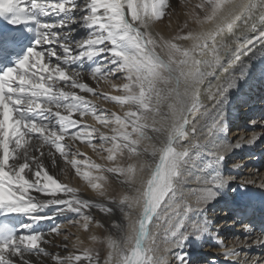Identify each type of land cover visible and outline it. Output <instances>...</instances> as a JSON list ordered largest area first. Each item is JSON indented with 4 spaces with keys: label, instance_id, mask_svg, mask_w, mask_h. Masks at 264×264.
I'll return each mask as SVG.
<instances>
[{
    "label": "snow or ice",
    "instance_id": "snow-or-ice-1",
    "mask_svg": "<svg viewBox=\"0 0 264 264\" xmlns=\"http://www.w3.org/2000/svg\"><path fill=\"white\" fill-rule=\"evenodd\" d=\"M172 7L171 0H86L79 9L85 13L80 19L91 32L85 41L72 46L64 42L61 32L54 31L65 29V21L43 23L36 13L70 14L77 11L76 0H0V16L10 15L12 24L36 23L38 37L16 68L0 74V209L31 214L40 207L63 206L79 214L85 232L92 224L104 227L91 209L96 207L104 217H110L112 209L82 199L78 188L50 174L41 160L47 154L53 164L56 155L61 157L66 165L64 174L72 171L104 199L109 198L103 173L113 174L126 188L118 200L109 201L118 202L127 220L126 228L115 225L118 235H109V251L103 260L91 248L64 255L49 251L45 245L53 241L48 237L61 235L60 225L47 236L21 234L0 241V264H33L29 256L35 257L36 264H167L170 249L182 246L189 234L207 231L198 224L189 233L181 232L184 218L194 207L187 199L177 202L176 182L191 150L199 146L197 124L210 117L232 86V69L257 44L264 45V0H199L193 19L213 26L208 31L165 39L152 28ZM71 22L75 23V18ZM177 40L195 43L191 49H182ZM14 43L12 34L0 32V54ZM197 49L204 55L210 52L212 60L195 59ZM105 53L114 65L108 71L103 63L90 72L70 68ZM222 54L232 57L227 66L222 64ZM201 64L223 68L222 82L215 92L208 91L211 110L205 108L195 88L211 74L200 71ZM102 84L111 91H99ZM95 100L112 104L120 112L101 109ZM165 103L170 117L161 111ZM200 109L205 110L190 126L188 115ZM158 116L165 122L170 119L166 135H161L165 128L157 126ZM89 117L111 134L90 127L85 120ZM221 120L219 116L212 120L207 136ZM258 138L254 135L248 143ZM81 144L98 151L111 166L80 159L84 155ZM212 155L223 160L221 152ZM125 156L139 162V171L149 172L140 187L133 186L138 164H123ZM93 171L101 174L93 175ZM260 186L264 187V181ZM205 195L211 198L213 194L206 190ZM200 203L197 200L198 207ZM255 243L264 244V240ZM58 247L67 250L69 246ZM224 253L226 260L243 264L235 249L226 248Z\"/></svg>",
    "mask_w": 264,
    "mask_h": 264
},
{
    "label": "bare ground",
    "instance_id": "bare-ground-1",
    "mask_svg": "<svg viewBox=\"0 0 264 264\" xmlns=\"http://www.w3.org/2000/svg\"><path fill=\"white\" fill-rule=\"evenodd\" d=\"M198 2L199 0H171L173 7L169 14L162 21L157 22L152 28V31L165 39H171L176 35H186L189 32L197 33L208 31L213 25L209 23L198 24L193 19V8ZM76 3L77 11L65 14V22L67 26L72 29V32H65L62 35L65 38L64 42L72 46L85 41L91 32V29L86 27L80 19L85 13L79 9L84 6L86 0H76ZM73 18H75V23L71 22ZM78 32H81L82 36L77 43L72 44L71 41ZM68 37L69 40H67ZM175 42L182 49H191L195 43L193 40H177ZM219 43L220 40L218 39L217 45H219ZM75 50L76 49H74V51ZM194 58L201 61L212 60V55L210 52L208 55H204L197 49L194 53ZM111 59L112 57L105 53L103 56H97L92 60L78 62V67H87L85 72H90L96 66L103 63L106 66L105 71H108L114 68V65L110 63ZM221 59L222 64L227 66L231 63L232 57L228 54L224 57L222 54ZM185 70L188 71L190 69ZM191 70L194 71L196 69ZM199 70L211 73L206 75L195 86L197 92L203 87L201 93L198 94L204 101L205 108L211 110L213 101L207 98L208 91L211 88V90L215 92V86L222 82L224 77L223 68L217 67V69H211L201 64L199 65ZM89 82H91L90 79ZM99 91L110 92L111 89L108 85L102 84ZM94 102L101 109H106L109 112H120V109L117 107H111L112 109L107 108V103L102 100H95ZM204 110L205 109H200L188 115L190 126L194 120L201 116ZM161 111L170 117L166 103L161 106ZM263 111L264 45L257 44L254 50L251 51L248 56L243 57L241 63L232 69V86L227 88L223 99H221L215 109L211 111L210 117L201 119L197 124L196 135L199 138V146L191 150V154L181 168V176L176 182L178 185L177 202L187 199L194 207L184 218V228L181 230L182 233L191 232L192 226L198 224L204 225L207 231L189 234L182 246L170 249L166 254L167 264H182V257L188 260L197 255L199 256L198 261L202 258V263L200 264H235V262L225 259L224 251L226 248L235 249L241 261H243V264H264V258L258 256V254L264 253V244L257 245L255 243L257 240H264V236L259 234L255 229H252L250 226V219L254 218L255 215L249 212V209H245L244 206L239 205L241 202H238L237 196V186L240 184L264 191V187L260 186V182L264 181V166L259 162H257V167L253 165V163H256L258 160V156L262 151L261 149H264V144L262 143V145H260L261 141H264ZM240 113H243V118L247 116H252L253 118L250 119L249 123L241 125L240 122L236 123V118ZM218 116L222 117L220 124L213 130L211 135L207 136L208 126L212 123V120ZM85 120L90 127H96L109 135L111 134L109 129L102 128L90 117L85 118ZM157 120L160 121L157 126H163L165 128V131L162 132L161 135H166L167 124L170 123V119L165 122L158 116ZM229 127L231 128L230 136H227L225 132ZM254 135L259 138L253 143H248V141L252 140ZM206 136L207 138L205 139ZM185 143H187V141H185ZM237 143L240 144L239 147L235 146ZM80 151L84 154L80 159H89L105 167L111 166L109 162L98 154V151H94L84 144L80 145ZM215 152H221L223 154L222 161L216 160L213 157L212 154ZM33 154L35 155L36 153L33 152ZM104 155H106V153ZM41 160L50 174L61 178L63 182L70 186L78 188L82 199L99 201L103 205L111 208L112 212L110 217H104L102 213L98 212L96 207H93L91 209V214L94 216L95 220H101L104 227H97L95 224H92L90 225V230L85 232L81 226L82 221L78 220L80 218L78 213L67 211L63 206L57 205L40 207L35 212L25 215V225H30V227L28 229L23 228L25 230L24 234L42 233L47 236L52 229L61 225V235L48 237L53 241L52 244L45 245L49 251L64 255L79 249L91 248L94 252H98L103 260L109 251L107 248V239L109 235H118L115 232V225L118 224L121 225L122 228H126L127 220L118 202L109 201V199L118 200L126 186L122 185L120 180L114 177L113 174L103 173V175L106 176V181L102 183L104 184V191H106L107 197L109 198L104 199L91 190L86 182L75 176L72 171L64 174L63 169L66 165L64 160L58 155L54 157V164L53 160L47 157V154L42 157ZM122 162L123 164H138V171L133 186L140 187L142 182L148 177V170L143 172L139 171V162L135 160L128 161L126 156L122 158ZM81 167L82 170H86L83 166ZM99 174L101 173L93 171V175ZM225 180L228 181L226 184L220 183V186H213L217 182ZM206 190L213 194L211 198L205 195ZM197 200L201 201L199 207L197 205ZM245 207L248 208V206ZM217 212H220V218L223 219L233 215L243 220L247 215H249L250 218L241 228L235 230L237 236L230 237L228 236V231L223 233L221 230L222 228L228 227L229 224H224V221H219L220 218H217ZM41 217L44 219H39ZM134 218L135 214L133 215V219ZM70 221L76 222L69 223ZM235 221H238V219H235ZM245 226H247V230H245ZM93 235L96 237L95 241L91 239ZM65 236H68L67 241L64 239ZM226 240H228L227 243ZM64 243H67L69 246L67 250L58 247ZM73 245L77 247L73 248ZM161 247H163V245H161ZM207 252H211L215 255L222 253V255H218V260L214 261L212 256L205 257ZM193 254L196 255L192 256ZM29 259L33 260V264H36L35 257L29 256ZM226 261L229 262L227 263Z\"/></svg>",
    "mask_w": 264,
    "mask_h": 264
},
{
    "label": "rangeland",
    "instance_id": "rangeland-1",
    "mask_svg": "<svg viewBox=\"0 0 264 264\" xmlns=\"http://www.w3.org/2000/svg\"><path fill=\"white\" fill-rule=\"evenodd\" d=\"M78 22V21H77ZM115 94V93H114ZM262 99V98H261ZM247 104V103H246ZM249 104V103H248ZM260 104V103H259ZM259 106H261V105H259ZM111 107H114L112 104H109V103H107V108H110V109H112ZM259 110V109H258ZM117 111V110H116ZM111 112V111H110ZM264 112V111H263ZM262 115H264V114H262ZM243 113H240V114H238V116H237V118H236V123H241V125L243 124H247V123H249L250 122V119L251 118H253L252 116H247L246 118H243ZM257 116V115H256ZM260 122H262V121H260ZM228 130H229V133L227 134L226 132V135L227 136H230V131H231V128L229 127L228 128ZM262 143L264 144V141L262 142L261 141V143H260V145H262ZM262 151L261 152H263L264 151V149H261ZM261 152H260V154H261ZM260 156V155H259ZM258 156V157H259ZM259 163L260 164H262L261 162H264V153H262V155L260 156V158H259ZM250 164V163H249ZM257 163H253V165H255L254 167H257V165H256ZM263 166H264V164H262ZM218 211V210H217ZM218 213V212H217ZM220 212L218 213V215H217V218H220ZM235 219H238V221H235ZM219 221H224V224H226V223H228L229 224V226L228 227H226V228H222L221 230H222V232L223 233H226V231H228L227 233H229V235L228 236H230V237H233V236H237L236 235V233H235V230H237L238 228H241V226H243V224H245L244 223V220L242 219V218H239L238 216H236V215H233V216H230V217H228V218H226V219H223V218H220L219 219ZM230 223H232V224H230ZM250 226H251V224H250ZM252 229H254L253 227H252ZM239 230H241V229H239ZM215 231V230H214ZM257 231V230H256ZM258 232V231H257ZM233 234V235H232ZM227 241L228 240H226V243H227ZM196 254H193L192 256H195ZM206 256V258L207 257H213V260L214 261H216V260H218V255H222V253H218V254H213V253H211V252H207L206 254H205ZM214 255V256H213ZM258 256H261L262 258H264V253H261V254H258ZM199 256L197 255V256H195L194 258L192 257V259H188V260H186V259H183V257H182V264H196V263H202V261H201V259H200V261H198L199 259ZM264 261V260H263ZM227 262V261H226ZM225 262V263H226ZM229 262V261H228ZM227 262V263H228Z\"/></svg>",
    "mask_w": 264,
    "mask_h": 264
}]
</instances>
